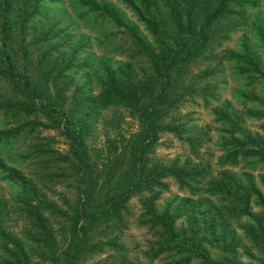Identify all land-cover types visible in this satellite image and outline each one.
I'll use <instances>...</instances> for the list:
<instances>
[{
	"label": "trees",
	"instance_id": "obj_1",
	"mask_svg": "<svg viewBox=\"0 0 264 264\" xmlns=\"http://www.w3.org/2000/svg\"><path fill=\"white\" fill-rule=\"evenodd\" d=\"M123 1L151 39L135 33L122 52L125 63H104L95 68L93 79L75 81L67 72L90 65L74 63L84 45L70 50L71 38L59 42L55 27L42 29L36 42L46 45L44 58H52L57 50L70 58L60 62L56 74L53 66L41 75L31 73L27 37L31 21L41 14V0H0V77L9 85L7 94L0 95V112L17 121L31 119L12 128V136L29 126L31 132L42 127L57 130L69 146L61 153L51 147L52 137L37 131L31 147L17 158L32 160L38 172L9 165L16 156L9 163L0 161L4 179L17 190L16 210L25 223L19 231L9 228L0 199V264H82L87 256L105 250L122 257L111 264H140L125 258L127 247L108 232L123 223L128 202L143 194L147 198L139 222L153 236L147 253L150 261L165 257L163 264H264V177L261 187L248 172L215 174L202 160L164 163L151 156L160 134L167 132L185 141L199 157V147L207 140L206 127L168 117L201 79H207L203 89L213 95L215 67L208 65L197 82L189 74L194 64L215 55L214 26L238 15L232 6L235 0ZM83 3L90 10L104 7L105 16L125 24L107 4ZM260 34L264 42V33ZM242 56L248 70L241 73L258 74L264 87V71L255 56L248 50ZM108 110H127L139 129L121 140L106 136L107 150L99 162L88 139ZM213 113L227 131L221 138L225 154L220 162L236 165L241 155L264 161V134L243 126L238 116L229 113V106ZM249 114L262 121L264 131V108ZM5 135L0 133V142ZM167 179L175 180L187 194L159 205L168 189ZM66 181L74 199L62 192L60 204L48 196L50 186Z\"/></svg>",
	"mask_w": 264,
	"mask_h": 264
},
{
	"label": "rangeland",
	"instance_id": "obj_2",
	"mask_svg": "<svg viewBox=\"0 0 264 264\" xmlns=\"http://www.w3.org/2000/svg\"><path fill=\"white\" fill-rule=\"evenodd\" d=\"M90 1L101 6L107 4L110 9L117 12L125 24L118 25L105 16L104 7L99 11L92 10V8L90 10V5H85L83 0H41V14L31 21L32 26L29 28L27 37V42L31 43L29 45V69L31 73L41 75L43 72L48 71L50 66H53V74H56L60 62L63 59L70 58V54H64L59 50L52 53V58H44L43 51L46 45L37 43L36 36L42 29L47 27H55L54 31L57 33L59 42H63L65 38H71L68 40V47L71 46L70 50L76 48L79 43L84 45V48L78 52L74 63L77 66H82L83 63L89 61L90 65L67 72L69 76L75 78V81H82L87 76L92 78L95 68L101 67L104 63L113 66L125 63L126 57L123 56L122 52L131 45L135 33H141L142 36L145 34L151 39L135 11L123 0ZM135 1L140 2V0ZM232 6L238 15L233 20L225 19L214 26L215 35L211 44V51L215 55L208 60L194 64L189 74L194 78L193 81L197 82L200 80L198 76L208 65L215 67V75L211 78L212 83L216 86L213 95L203 89L207 86V79H201L200 83L195 85L193 91L186 94L170 111L168 117V120L206 127L207 140L199 147V157L191 153L185 141L180 140L173 133L167 132L160 134L159 141L153 147L151 156L153 159L164 163H170L175 159L182 163L187 158H192L194 161L202 160L210 166V170L215 174L221 170H230L237 174L248 172L253 174L258 179V184L263 187L261 179L264 177V161L257 158L247 159L241 155L236 165H232L230 162H220L221 156L225 154L220 147L221 138L227 136V131L225 126L217 121L213 113L216 108L229 106V113L238 116L243 126L254 133L264 134L262 121L251 118L249 114L250 110L264 108L262 80L259 79L258 74L241 73V70H248L244 64L246 61L242 56L247 50L255 56L260 68L264 71V42L260 36V33H264V0H235ZM61 30L65 32L62 33ZM64 83L65 81L57 85L61 86ZM8 88L9 85L0 77V95L7 94ZM70 89L73 90V85L70 86ZM115 117L116 121L112 122L111 120ZM30 118H34V116ZM28 120L31 119L24 117L17 121L5 117L0 112V133H6V138L3 139V142H0V161L9 163L11 162L9 158L16 156L15 161L9 165L21 170L25 168L24 170L27 173L33 172L34 174L38 172L36 164L29 159L21 162L17 157L31 147L34 136H37V131L40 136L52 137L51 147L61 153L68 152L69 146L57 130L42 127L31 132L29 131L31 126H29L16 136H12L13 132L10 130L21 126L20 122ZM117 123H120V125L117 126ZM138 129L139 122L127 110L104 111L91 137L88 139V144L94 156L100 162L107 150L106 136L112 138L118 136L121 140L124 137H129ZM98 153H100L99 156ZM4 177L5 173L0 166V199L4 203L7 226L19 231L25 223L16 210L14 197L17 190ZM166 181L168 189L161 195L158 201L159 205L170 199L172 200L176 195L184 196L187 194L179 188L175 180L167 179ZM67 184L66 181L50 186L52 187V193L48 196L60 204H62V200L59 194L62 192L70 200L74 199L73 189L67 188ZM145 198H147L146 194L138 195L128 202L123 223L111 228L108 236H118L119 241L125 244L128 249V252L124 254L125 258L132 259L140 264H163L165 257L150 261L147 256L153 236L151 231L139 222L144 211L142 201ZM102 236L106 238L107 234ZM121 258L114 251L105 250L102 254L87 256L82 264L118 263ZM41 264L52 263L42 261Z\"/></svg>",
	"mask_w": 264,
	"mask_h": 264
}]
</instances>
